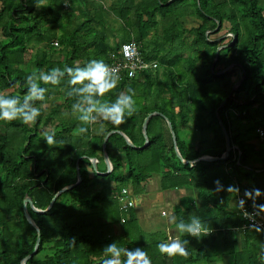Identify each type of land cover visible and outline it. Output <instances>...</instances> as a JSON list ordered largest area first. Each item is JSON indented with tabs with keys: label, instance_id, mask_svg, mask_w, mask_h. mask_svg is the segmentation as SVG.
Listing matches in <instances>:
<instances>
[{
	"label": "trees",
	"instance_id": "1",
	"mask_svg": "<svg viewBox=\"0 0 264 264\" xmlns=\"http://www.w3.org/2000/svg\"><path fill=\"white\" fill-rule=\"evenodd\" d=\"M168 1L43 0L46 7L37 8L35 0H0V93L22 98L25 78L33 71L73 67L77 62L83 66L92 59L110 65L111 52L132 39L145 59L158 63L141 76L120 80L103 97L114 102L120 92L134 90L136 111L118 126L98 120L78 134L82 125L72 113L76 98L67 94V75L57 85L41 84L48 92L35 123L0 120V264H21L35 248L38 233L24 215L25 196L46 209L58 190L76 182L78 159L82 181L77 186L61 193L45 213L28 205L41 241L26 264H103L107 244L115 241L130 249L127 236L107 229L126 210L118 211L117 220L105 221L104 213L85 208L116 204L117 190L131 184L141 191L154 174H161L163 189L188 186L197 192L175 208L177 221L196 215L207 235H180L190 241L188 254L148 255L152 264H264V233L257 227L244 228L236 203L239 191L264 215V135L257 131H264V0ZM185 18L197 24L185 27ZM224 28L231 35L214 36ZM33 45L37 51L26 57ZM223 45L227 46L216 59ZM230 64L233 70L218 74ZM153 111L171 121L187 160L225 151L217 111L233 149L224 160L185 164L176 155L166 118L154 115L146 146L132 147L123 135L113 133L106 147L113 169L108 175L94 172L91 158L103 161L107 133L121 130L136 146H143V122ZM48 124L53 127L46 129ZM191 128L212 131L211 145L185 140L182 132ZM45 131L55 133L54 146L44 140Z\"/></svg>",
	"mask_w": 264,
	"mask_h": 264
},
{
	"label": "clouds",
	"instance_id": "2",
	"mask_svg": "<svg viewBox=\"0 0 264 264\" xmlns=\"http://www.w3.org/2000/svg\"><path fill=\"white\" fill-rule=\"evenodd\" d=\"M36 7H46L43 0H35ZM67 75L70 89L68 96L75 97L72 104V113L77 116L82 126L76 129L78 134L88 131L87 125L94 124L98 120L109 121L114 125L125 122V118L131 117L136 111L135 92L128 88L126 92H120L114 102L103 99L107 93L115 89L120 81L118 70L104 62L102 59H92L83 66L78 62L73 67L65 66L63 69L56 67L49 71H33L25 78L27 92L21 98L19 96H7L0 93V120H22L24 124H33L41 115L43 102L46 100L48 89L41 84L57 85ZM41 102L36 106V102ZM43 138L49 147L57 141L55 133L45 131ZM219 183V182H217ZM256 193L261 194L259 190ZM199 205H197L198 207ZM176 223L177 236L170 237L168 242H161L157 248L161 254L169 257L175 255L186 256L188 254V239L181 240L180 235L201 238L202 233L207 235L200 217L191 215L187 221L173 218ZM75 242V241H73ZM106 257L103 264H152L147 252L141 247L127 249L118 247L114 241L103 248ZM110 257V258H108ZM122 257L125 258L122 260Z\"/></svg>",
	"mask_w": 264,
	"mask_h": 264
},
{
	"label": "crops",
	"instance_id": "3",
	"mask_svg": "<svg viewBox=\"0 0 264 264\" xmlns=\"http://www.w3.org/2000/svg\"><path fill=\"white\" fill-rule=\"evenodd\" d=\"M182 137L191 144H203V147L210 146L212 142L213 132H199L195 129H189L182 132ZM93 167V166H92ZM104 169V171H99ZM94 170V168H93ZM98 171H107V164L98 160ZM96 172V171H94ZM102 175V174H100ZM133 198L134 206L129 210H121L120 202L105 203L96 207L85 208L86 212H102L105 215V221H111L119 213L124 211V215L120 214V220L117 218L111 227L107 229L115 235L128 237L130 249L141 247L148 255L159 254L157 245L161 242H168L170 237H176V223L173 218L177 215L175 208L181 205L182 199L189 195L196 196L197 192L188 186L181 188H162L161 174H154L146 183L141 191L136 192L131 184H128ZM132 211V216L130 215ZM124 218V220H122ZM119 219V218H118ZM181 239V236H179Z\"/></svg>",
	"mask_w": 264,
	"mask_h": 264
},
{
	"label": "water",
	"instance_id": "4",
	"mask_svg": "<svg viewBox=\"0 0 264 264\" xmlns=\"http://www.w3.org/2000/svg\"><path fill=\"white\" fill-rule=\"evenodd\" d=\"M172 0H169L167 3L171 2ZM219 27V22H218V26L214 29L216 30L217 28ZM227 45H223V46H219L218 49H217V53H216V59L218 58V55H219V51L225 47ZM233 67V64H230L228 67H226L225 69L221 70L218 72V74H221L223 72H226L227 70L231 69ZM243 78L239 79L234 85H233V88L232 90L234 91L242 82ZM231 97V94L228 95V97H226L224 99V101L221 103L220 106H223L225 104V102L228 100V98ZM154 115H161V116H164L166 118V116L161 113L160 111H153L151 113H149L147 115V117L145 118L144 122H143V126H142V132H143V135H144V138H145V143L143 146H136L134 144V142L121 130H117V129H114V130H111L110 132L107 133V135L105 136L104 138V141H103V158L107 164V171L105 172H99L98 171V159L95 158V157H92L91 158V162H92V166L94 168V171H96L98 174H102V175H108L109 173H111L112 169H113V165H112V162L108 156V153H107V150H106V147H107V140L109 138V136L113 133H119L121 135L124 136L125 140L127 141V143L132 146V147H135V148H142L144 146H146L148 143H149V136H148V132H147V127H148V123H149V120L152 116ZM216 115H217V118L219 120V123L220 125L222 126V129H223V132H224V136H225V140H226V149L225 151L223 152V154L221 156H211V155H204V156H200L196 159H193V160H187L183 157V155L181 154L180 150H179V147H178V142H177V135H176V132L175 130L173 129V125L171 123V121L166 118L167 122H168V126H169V129L171 131V134H172V138H173V144H174V149H175V152H176V155L177 157L183 162V163H188V164H191L193 165L195 162L197 161H217V160H224L228 157L230 151L233 149V145L231 143V136H230V133L228 132L227 128L225 127V125L223 124V121L222 119L220 118L219 116V113L218 111L216 112ZM76 169H77V180L75 183H71L69 185H66L64 186L62 189L58 190L56 192V194L54 195V197L52 198V201L50 202L49 206L46 208V209H39L35 206L34 204V201L32 200V198L29 196V195H26L25 198H24V201H23V211H24V215L27 219V221L32 224L36 230H37V233H38V237H37V240H36V244H35V248L34 250L32 251V253H30L29 255H27L26 257H24L22 260H21V264H26L28 259L31 258L38 250V247H39V244H40V241H41V230L39 228V226L36 224L35 220L32 218L30 212H29V209H28V205L36 212H39V213H45L46 211H48L54 204L56 198L63 192L65 191H68L70 189H72L73 187L77 186L81 181H82V176H81V171H80V165H79V159L77 160V163H76Z\"/></svg>",
	"mask_w": 264,
	"mask_h": 264
},
{
	"label": "built area",
	"instance_id": "5",
	"mask_svg": "<svg viewBox=\"0 0 264 264\" xmlns=\"http://www.w3.org/2000/svg\"><path fill=\"white\" fill-rule=\"evenodd\" d=\"M110 57L112 59L110 66L118 70L120 80L141 76L144 72L155 69L158 66L156 60H147L143 57L140 45L134 39L123 43L119 50L112 51ZM257 131L260 136L264 135V131L261 128H258ZM114 198L120 202L122 210L132 208L135 203L127 186L117 190L114 193ZM236 203L246 221L244 228L248 226L257 227L264 233V215L259 211L258 205L239 191L237 192Z\"/></svg>",
	"mask_w": 264,
	"mask_h": 264
},
{
	"label": "rangeland",
	"instance_id": "6",
	"mask_svg": "<svg viewBox=\"0 0 264 264\" xmlns=\"http://www.w3.org/2000/svg\"><path fill=\"white\" fill-rule=\"evenodd\" d=\"M107 1V3H108V0H105V2ZM183 23H184V26L185 27H191V26H193V25H195V24H197V21L195 20V19H191V18H185V19H183ZM222 34H224V35H231V34H229V33H227V28H224L222 31H220V32H218L217 34H215L214 36H218V35H222ZM1 39H3V35H2V32H1V28H0V40ZM59 48V47H58ZM30 53H28L27 55H26V57H31V55H33L36 51H37V47L36 46H31L30 47ZM61 52V55L64 53L63 52V50L62 51H60ZM57 56H60L59 54H57L56 55V57L55 58H58ZM230 70V69H229ZM232 70H233V68H232ZM238 75H239V73H237ZM3 94H5V95H7V96H9L8 95V92L7 91H5V92H2ZM52 104H54V103H52ZM53 127V125H51V124H48L45 128L46 129H51ZM192 129V128H191ZM187 130H189V129H187ZM205 133V132H204ZM188 141V140H187ZM219 263H222V260H219L218 261ZM200 264H204V263H200Z\"/></svg>",
	"mask_w": 264,
	"mask_h": 264
}]
</instances>
